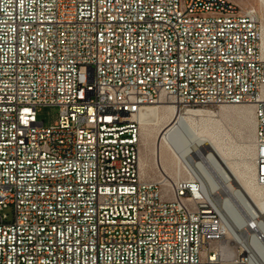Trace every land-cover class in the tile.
<instances>
[{
  "label": "built area",
  "instance_id": "built-area-1",
  "mask_svg": "<svg viewBox=\"0 0 264 264\" xmlns=\"http://www.w3.org/2000/svg\"><path fill=\"white\" fill-rule=\"evenodd\" d=\"M261 35L229 0H0V264H264V209L140 170L147 108L246 105L264 188Z\"/></svg>",
  "mask_w": 264,
  "mask_h": 264
},
{
  "label": "bare ground",
  "instance_id": "bare-ground-1",
  "mask_svg": "<svg viewBox=\"0 0 264 264\" xmlns=\"http://www.w3.org/2000/svg\"><path fill=\"white\" fill-rule=\"evenodd\" d=\"M260 49L264 58V29ZM204 115L205 111L200 109L182 112L173 104H159L143 111L140 122L149 133L151 126H162L154 151L155 164L162 176L173 183L175 179L170 171L176 165L191 177L199 178L210 201L233 229L243 222L241 207L245 203L264 209V188L256 184L255 178L254 145L250 150L253 166L248 165L246 171L238 172L225 157L226 149L218 128L214 124H197L198 117ZM145 166L140 158L142 172Z\"/></svg>",
  "mask_w": 264,
  "mask_h": 264
},
{
  "label": "rangeland",
  "instance_id": "rangeland-1",
  "mask_svg": "<svg viewBox=\"0 0 264 264\" xmlns=\"http://www.w3.org/2000/svg\"><path fill=\"white\" fill-rule=\"evenodd\" d=\"M242 11H255L260 20L262 32L264 29V2L262 0H229ZM194 109V108H193ZM205 111L204 116L198 117L197 124H214L218 131L224 148L226 159L238 172L247 170L248 165L253 166V156L250 154L254 144L255 115L252 106L246 105H221L216 107L195 108ZM185 112V111H182ZM209 114V115H207ZM57 107H42L37 111V118L44 123L45 127H51L59 120ZM205 120V121H204ZM161 124L151 126L150 133L142 125L140 158L145 163V171L141 173L148 180L161 179L163 176L155 164V146ZM231 149V150H230ZM228 150V151H227ZM253 159V160H251ZM175 180L189 178L190 174L184 168L173 166L170 171ZM178 174V175H177ZM10 220L13 219V209L8 211Z\"/></svg>",
  "mask_w": 264,
  "mask_h": 264
}]
</instances>
